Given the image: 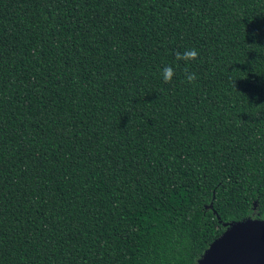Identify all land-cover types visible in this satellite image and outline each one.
Wrapping results in <instances>:
<instances>
[{
	"label": "trees",
	"instance_id": "1",
	"mask_svg": "<svg viewBox=\"0 0 264 264\" xmlns=\"http://www.w3.org/2000/svg\"><path fill=\"white\" fill-rule=\"evenodd\" d=\"M245 220L264 0H0V264H197Z\"/></svg>",
	"mask_w": 264,
	"mask_h": 264
},
{
	"label": "water",
	"instance_id": "2",
	"mask_svg": "<svg viewBox=\"0 0 264 264\" xmlns=\"http://www.w3.org/2000/svg\"><path fill=\"white\" fill-rule=\"evenodd\" d=\"M197 264H264V220L231 223Z\"/></svg>",
	"mask_w": 264,
	"mask_h": 264
},
{
	"label": "clouds",
	"instance_id": "3",
	"mask_svg": "<svg viewBox=\"0 0 264 264\" xmlns=\"http://www.w3.org/2000/svg\"><path fill=\"white\" fill-rule=\"evenodd\" d=\"M198 58V52L195 49H188L185 50L183 54H180L179 52L176 53V60H184L185 62L190 60H195ZM178 67V64H177ZM162 79L165 83H170L173 76L175 75V68L172 65H167L162 69ZM185 77L188 82H194L197 77L196 74L188 72V69L185 68Z\"/></svg>",
	"mask_w": 264,
	"mask_h": 264
}]
</instances>
